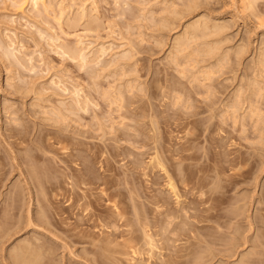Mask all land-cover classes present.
Wrapping results in <instances>:
<instances>
[{
    "label": "rangeland",
    "instance_id": "374dc122",
    "mask_svg": "<svg viewBox=\"0 0 264 264\" xmlns=\"http://www.w3.org/2000/svg\"><path fill=\"white\" fill-rule=\"evenodd\" d=\"M238 1L0 0V175H4L0 182V200L3 194L11 190H22L20 192H24L26 206L28 203L32 204L31 198H28L30 195L26 192L28 185L24 182L25 169L22 168L21 171L17 165L18 156L24 152L20 149L24 150L29 139L48 134L50 138L47 136L48 140L46 137L44 139L50 151L40 146L37 153L44 154V161H37V164L46 167L52 183L59 186L45 198L50 200V210L61 214L60 217L67 225L73 226L78 220L82 224L81 219H85V215L91 211L102 218L119 211L118 214L121 213L125 216L123 218L131 221L129 229L135 230L134 234L139 235V227L134 220L135 214L139 212V217L146 218L145 222L149 220L146 222L147 229L153 236L156 235L155 241L159 245V242L166 241L165 246H162L163 243L160 246L167 248L169 245L172 248L167 249L171 252L173 246L180 247L185 245V241H190V245H201L199 254L196 245L194 248L197 252L195 255L200 256H196L198 261L203 260L202 264H238L240 261L244 264L248 260L247 264L254 260L264 263V243H261L264 239L258 238L259 235H264V0L256 1L248 11L244 8L243 11ZM77 50H81L86 56L85 65L77 58L74 61L70 58L71 53ZM28 59H31L30 63ZM85 99L88 102L87 111L78 110L80 104L76 101L82 103ZM118 105L124 110L116 114L119 111ZM73 108L75 109L70 110ZM125 109L128 111L125 112ZM119 113H125L123 120L127 121L121 120ZM11 126L24 133L27 144L19 142L16 137L8 138L10 133H7V128ZM150 130L156 134L155 137ZM118 132H124L127 136ZM115 134L123 137H114ZM60 135L64 136L61 137L63 141L70 140L74 143H59ZM151 136L165 149V153L166 150L175 153L186 144V138L193 139L189 143L191 150L185 153L190 160L176 163L175 167L180 170L185 165H190L191 168L195 167L192 168L193 171L201 170L197 172L199 176L206 177L210 174L212 177L215 175L214 168L222 169L217 180L212 179L213 184L210 185L217 187L225 196L222 200L212 202L221 213L220 220L217 219L219 223L214 220L195 223L198 220L190 217L194 214L193 210L191 215L190 211L187 212L189 216L181 213L188 222L185 223L187 228H191L189 222H193L194 228H204L203 234L197 233L201 229L197 231L195 228L197 232L193 233L195 230L191 228V231H186L187 235L184 233L181 236L178 233L180 237L177 238V232L175 236L174 232L168 231L171 226L166 229L162 223L165 218L161 215L158 218H164L161 222L165 227L163 234V229L158 230L161 224L157 226L152 222L158 212L154 210L153 203L151 205L149 202L152 196L164 197L163 206L167 208L162 206L160 211L172 210L176 208V204L173 196L165 189V180L160 172L144 169L146 175H142V168L149 159L148 155L152 153L149 148L154 145L148 139ZM141 140L146 143L144 149H140V144H137ZM6 141L21 144L17 146L18 149L14 147L16 150L8 147ZM156 142L155 146L158 148ZM161 146L158 149L163 151ZM70 150L73 151V157L68 159L66 153ZM169 152L166 154L171 157ZM113 157L115 158L112 159ZM176 157L174 155L171 158L175 161ZM62 159L70 161L68 164L72 171L65 169ZM136 160L141 162V166L139 162L135 166L136 169L137 166L139 168L137 171L132 167V163H137ZM83 167L88 172L91 170L95 179L89 182L85 180L86 182H82L84 185L80 184V189L90 194V198L77 202L76 196H80L82 192L71 187L74 182L66 174ZM102 181L110 182H105L109 190L101 195L100 192L105 188ZM180 185L177 187L178 194L182 196L179 200L187 202L189 194L184 195V186ZM116 193L118 195L112 196ZM84 202L90 205L86 212L83 210ZM77 204L82 206L78 207ZM194 206L202 208L199 204ZM33 209L35 212V207ZM13 213L7 216V223L11 224L8 227L11 229L18 221L24 223L23 214L26 211ZM179 219L180 216L176 220ZM182 220H179L180 223L184 222ZM185 224L183 227H186ZM115 225L105 222L106 227L101 226L99 230L80 225L78 229L85 233L82 239L68 238L52 226H48L52 231L46 230V233L42 227H23L19 232H7L9 236L6 231L0 230L4 233L0 235V264H5L10 250L21 240L32 239L33 236L47 241L54 251L51 256L53 261L50 263L51 260H43L44 264H97L95 255L84 251L90 249L85 241L93 235V238L104 234L107 236L114 229L122 231L124 235L126 228L118 229ZM62 228L65 227L62 225ZM165 229L169 232L166 234L171 241L166 240ZM118 232H115L117 236ZM205 233L219 239L210 243L209 238L206 240L205 237H209V234ZM196 234L200 242L190 239ZM119 239L117 242L122 244L126 237L123 241ZM167 249L162 251L164 256L169 254ZM141 256H136L135 260L143 263L147 257ZM118 258L120 264H128L125 263L128 258Z\"/></svg>",
    "mask_w": 264,
    "mask_h": 264
},
{
    "label": "bare ground",
    "instance_id": "6f19581e",
    "mask_svg": "<svg viewBox=\"0 0 264 264\" xmlns=\"http://www.w3.org/2000/svg\"><path fill=\"white\" fill-rule=\"evenodd\" d=\"M256 1H258V0H239L238 1V3H239V5L242 7V10H243V8L245 9V11H248V10H251V8H253L254 7V4L256 3ZM189 5V4H188ZM168 7V6H167ZM197 7V6H196ZM50 8V7H49ZM169 8V7H168ZM173 8V7H172ZM47 9V8H46ZM52 9V8H51ZM185 9V8H184ZM190 9V8H189ZM172 10V9H171ZM44 11H47V10H44ZM170 11V10H169ZM244 11V10H243ZM165 12H166V10H165ZM179 12V11H178ZM188 12V11H187ZM181 13V12H180ZM248 13V12H247ZM174 14V13H173ZM176 14V13H175ZM82 15H84V14H82ZM87 17V16H86ZM82 18H85V17H82ZM87 20V19H86ZM169 21V20H168ZM167 21V22H168ZM165 22V21H164ZM159 23H162V22H159ZM207 23V22H206ZM196 24V23H195ZM201 24V23H200ZM194 25V24H193ZM197 25V24H196ZM205 24H203V26H204ZM210 25V24H209ZM202 26V25H201ZM163 27V26H162ZM186 27V26H185ZM197 27V26H196ZM192 28V27H191ZM204 29H206L205 27H204ZM223 29V28H222ZM221 29V30H222ZM202 30V29H201ZM189 31H190V29H189ZM194 31H195V29H194ZM197 31V30H196ZM203 31V30H202ZM202 31H200V32H202ZM183 32V31H182ZM187 32V31H186ZM191 32V31H190ZM199 32V31H198ZM216 32V31H215ZM223 33V32H222ZM218 34V33H217ZM205 36V35H204ZM182 37V36H181ZM188 37V36H187ZM190 37V36H189ZM193 37V36H192ZM54 38V37H53ZM218 38V37H217ZM51 39V38H50ZM49 39V40H50ZM176 39H178V38H176ZM221 40V39H220ZM225 40V39H224ZM178 41H179V39H178ZM181 41L183 42V40L181 39ZM10 42V41H9ZM156 42V41H155ZM182 42H181V44H182ZM79 43V42H78ZM77 43V44H78ZM180 43V42H179ZM184 43V42H183ZM188 43V42H187ZM129 44V43H128ZM135 44V43H134ZM176 44V43H175ZM211 44V43H210ZM1 45V44H0ZM178 45V44H177ZM208 45V44H207ZM7 46V45H6ZM76 46H78V45H76ZM132 46V45H131ZM179 46H180V44H179ZM204 46V45H203ZM134 47V46H133ZM176 47V46H175ZM182 47V46H181ZM1 48V47H0ZM12 48V47H11ZM10 48V49H11ZM69 48V47H68ZM73 48H75V47H73ZM179 48V47H178ZM15 49V48H14ZM102 49V48H101ZM181 49V48H180ZM198 49V48H197ZM5 50V49H4ZM9 50V49H8ZM13 50V49H12ZM75 50V49H74ZM133 50V49H132ZM179 50V49H178ZM14 51V50H13ZM66 51H69V50H66ZM70 51H72V50H70ZM81 51V50H80ZM79 50H77L76 52H73V53H71V52H68V53H71V56H70V58L72 57V60L73 59H78V60H80L79 62L82 64H84L85 65V62H86V56L84 55V54H82V51L80 52ZM204 51V50H203ZM6 52H7V50H6ZM9 52V51H8ZM17 52V51H16ZM62 52H63V50H62ZM101 52V51H100ZM105 52V51H104ZM179 52V51H178ZM14 53V52H13ZM18 53V52H17ZM84 53V52H83ZM97 53V52H96ZM180 53V52H179ZM208 53V52H207ZM243 53V52H242ZM66 54V53H65ZM176 54V53H175ZM182 54V53H181ZM180 54V55H181ZM7 55H8V53H7ZM6 55V56H7ZM14 55V54H13ZM12 55V56H13ZM70 55V54H69ZM95 55V54H94ZM123 55V54H122ZM178 55V54H177ZM15 56V55H14ZM68 56V55H67ZM88 56V55H87ZM100 56H101V54H100ZM121 56V55H120ZM129 56V55H128ZM168 56V55H167ZM171 56V55H170ZM223 56V55H222ZM262 56V55H261ZM9 57H10V55H9ZM24 57V56H23ZM22 57V58H23ZM94 57V56H93ZM174 57V56H173ZM176 57V56H175ZM238 57V56H237ZM4 58V57H3ZM10 58H12V57H10ZM180 58V57H179ZM12 59H15V58H12ZM167 59V58H166ZM174 59V58H173ZM16 60V59H15ZM29 60V63H30V60L31 59H28ZM27 60V61H28ZM74 61V60H73ZM100 61V60H99ZM175 61H177V60H175ZM15 62V61H14ZM17 63V62H16ZM79 63V64H80ZM92 63V62H91ZM96 63V62H95ZM118 63H120V62H118ZM87 64V63H86ZM126 65V64H125ZM169 65V64H168ZM175 65H176V63H175ZM81 66H83V65H80V67ZM172 66V65H171ZM87 67V66H86ZM126 67V66H125ZM180 67V66H179ZM22 68V67H21ZM83 68V67H82ZM81 68V69H82ZM119 68V67H118ZM191 68H192V66H191ZM190 68V69H191ZM86 69V68H85ZM134 69V68H133ZM17 70V69H16ZM83 70V69H82ZM132 70V69H131ZM193 70V69H192ZM192 70H191V72H192ZM207 70V69H206ZM210 70V69H209ZM185 72V71H184ZM209 72V71H208ZM180 74V73H179ZM183 74V73H182ZM205 74V73H204ZM208 74V73H207ZM210 74V73H209ZM185 75V74H184ZM190 75V74H189ZM196 75V74H195ZM199 75V74H198ZM206 75V74H205ZM213 75V74H212ZM201 76V75H200ZM211 76V75H210ZM195 78V77H194ZM201 78V77H200ZM208 78V77H207ZM211 78V77H210ZM14 79V78H13ZM133 79V78H132ZM191 80V79H190ZM254 80V79H253ZM20 82V81H19ZM52 82V81H51ZM189 82V81H188ZM206 82V81H205ZM208 82H209V80H208ZM133 83V82H132ZM165 83V82H164ZM198 83H200V82H198ZM203 84V83H202ZM210 84V83H209ZM53 85V84H52ZM139 85V84H138ZM157 85V84H156ZM188 85V84H187ZM195 85H196V83H195ZM147 86V85H146ZM206 86V85H205ZM255 86V85H254ZM52 87V86H51ZM110 87V86H109ZM108 87V88H109ZM112 87V86H111ZM136 87V86H135ZM207 87V86H206ZM257 87V86H256ZM58 88V87H57ZM208 89H209V87H207ZM213 88V87H212ZM260 89V88H259ZM22 90V89H21ZM26 90V89H25ZM113 90V89H112ZM123 90V89H122ZM138 90V89H137ZM141 90V89H140ZM18 91V90H17ZM27 91V90H26ZM79 91V90H78ZM81 91V90H80ZM44 92V91H43ZM256 92V91H255ZM107 93V92H106ZM105 93V94H106ZM120 93V92H119ZM119 93H117V94H119ZM169 93V92H168ZM73 94H74V92H73ZM77 94H79V92L77 93ZM105 94H103V95H105ZM164 94V93H163ZM208 94V93H207ZM259 94V93H258ZM22 95V94H21ZM74 95H76V94H74ZM103 95H102V97H103ZM110 95V94H109ZM141 95H143V93L141 94ZM50 96V95H49ZM108 95L106 94V97H107ZM121 96V95H120ZM78 96H75V98H77ZM106 97H104V98H106ZM110 97V96H109ZM119 97V96H118ZM185 97V96H184ZM203 97V96H202ZM236 97V96H235ZM74 98V99H75ZM82 98V97H81ZM86 98V97H85ZM108 98V97H107ZM117 98V97H116ZM121 98H123V97H121ZM120 98V99H121ZM178 98V97H177ZM109 99V98H108ZM153 99V98H152ZM37 100H38V98H37ZM40 100V99H39ZM109 100H111V99H109ZM113 100V99H112ZM118 101V100H117ZM169 101V100H168ZM176 101H178V100H176ZM78 104H80V106H79V109L78 110H83V111H87V109H86V107L88 106L87 104H88V102L86 101V99H85V101H82V103L80 102V101H76ZM113 102V101H112ZM112 102L110 103V104H112ZM164 102V101H163ZM35 103V102H34ZM114 104L116 103V101H114L113 102ZM121 103V102H120ZM140 103V102H139ZM142 103V102H141ZM148 103V102H147ZM82 104V105H81ZM113 104V105H114ZM149 104V103H148ZM175 104V103H174ZM75 105H76V107H77V104L75 103ZM121 105V104H120ZM120 105H118L119 107H118V109L117 110H119V111H117L116 112V114L118 113V112H120V111H123L124 109H122V107L120 106ZM127 105V104H126ZM129 105V104H128ZM131 105V104H130ZM135 105V104H134ZM33 106H36V105H33ZM32 106V107H33ZM68 106V105H67ZM71 106H72V104H71ZM70 106V107H71ZM116 106V105H115ZM229 106V105H228ZM74 107V106H73ZM38 108V107H37ZM40 108V107H39ZM62 108H64L63 107V105H62ZM112 108V107H111ZM160 108V107H159ZM183 108V107H182ZM251 108V107H250ZM4 109H6V108H4ZM59 109H61V108H59ZM75 108H73V109H70V110H74ZM77 109V108H76ZM122 109V110H121ZM239 109V108H238ZM58 110V109H57ZM56 110V111H57ZM70 110H68V112L70 111ZM111 110V109H110ZM110 110H109V112H110ZM133 110H135V109H133ZM223 110V109H222ZM255 110V109H254ZM253 110V111H254ZM60 110H58V113H61V112H59ZM126 111H128V110H126L125 109V112ZM237 111V110H236ZM44 112V111H43ZM78 112V111H77ZM132 112V111H131ZM131 112L129 113V114H131ZM244 112V111H243ZM256 112V111H255ZM5 113V112H4ZM111 113V112H110ZM113 113V112H112ZM134 113V112H133ZM221 113V112H220ZM231 113V112H230ZM247 113V112H246ZM153 114V113H152ZM213 114V113H212ZM227 114V113H226ZM50 115V114H49ZM52 115V114H51ZM119 115L120 116H122L121 117V120H123L124 119V117L126 116L125 115V113H122V114H120L119 113ZM124 115V116H123ZM132 115V114H131ZM134 115V114H133ZM225 115V114H224ZM253 115V114H252ZM251 115V116H252ZM63 116V115H62ZM76 116V115H75ZM227 116V115H226ZM14 117V116H13ZM59 117V116H58ZM7 118V117H6ZM18 118H20V117H18ZM51 119V118H50ZM53 119V118H52ZM55 119V118H54ZM60 119V118H59ZM147 119V118H146ZM58 120V119H57ZM101 120V119H100ZM107 120V119H106ZM120 120V121H121ZM223 120H225V119H223ZM234 120V119H233ZM19 121V120H18ZM110 121V120H109ZM123 121H127V120H123ZM243 121H244V119H243ZM16 122V121H15ZM56 122V121H55ZM60 122V121H59ZM103 122V121H102ZM117 122V121H116ZM122 122V121H121ZM12 123V122H11ZM119 123V125H120V122H118ZM117 123V124H118ZM150 123V122H149ZM223 123V122H222ZM232 123V122H231ZM234 123V122H233ZM232 123V124H233ZM17 124V123H16ZM54 124V123H53ZM101 124V123H100ZM151 124H153L152 122H151ZM14 125V124H13ZM116 125V124H115ZM118 125V126H119ZM122 125V124H121ZM131 125V124H130ZM150 125V124H149ZM124 126V125H123ZM240 126H242V125H240ZM125 127V126H124ZM168 127V126H167ZM262 127V126H261ZM111 128H112V126H111ZM110 128V129H111ZM122 128V127H121ZM152 128V127H151ZM189 128V127H188ZM242 128V127H241ZM103 129V128H102ZM123 130V129H122ZM131 130V129H130ZM188 130V129H187ZM220 130V129H219ZM72 131V130H71ZM116 131V130H115ZM115 131H114V133H115ZM151 131V133H152V130H150ZM183 131V130H182ZM24 132V131H23ZM113 132V131H112ZM139 132V131H138ZM7 133H10V135L8 136V138H12V137H16L17 138V140H19V142H23V143H25V141H27L26 140V138L24 137L25 135H23L24 133H22V131L20 130V129H18V128H16L15 126H11V127H9V128H7ZM78 133V132H77ZM117 133V132H116ZM119 133H123L124 134V136L126 135L127 136V134H125L124 132H118V134ZM185 133V132H184ZM59 134H61V133H59ZM101 134V133H100ZM134 134V133H133ZM189 134V133H188ZM261 134V133H260ZM121 135V134H120ZM137 135V134H136ZM152 135L154 136V135H156V134H153L152 133ZM193 135V134H192ZM47 136H48V134H46L45 136H39V137H33L34 139H29L28 141V145H24L25 147H23L24 148V150L23 149H20V150H22V154L20 155L19 154V156H18V158H19V161H17L18 162V167L21 169V171H23L22 170V168H24L25 169V171H24V182H26V184L28 185V187H27V193H28V195H30V196H28V198H31V200H32V204H30L31 206H32V209L35 207V212H33L34 211V209H33V211H32V209L30 208L31 206L29 205V203H28V205L26 206V204H25V202H24V199H23V193L22 192H20V191H22V190H13V192H12V190L9 192V193H6L5 195L3 194V196H2V199L0 200V230H2V231H6V233L7 232H9V231H12L13 230V232L16 230V231H18L19 232V230H21V229H24L23 227H30V226H38V227H42L43 228V230H44V233H46L45 231L47 230V232H50V231H52V230H50L49 228H48V226H52V227H54V228H56V229H59L60 231H61V233L62 234H65V236L66 237H68V238H79V239H82L83 238V235L85 234V233H83V231H81V230H79L78 228L79 227H81L80 225H86V226H88V227H90V228H92L93 230H99L100 229V227L101 228H105L106 226H105V222H107V223H112V225L114 224H118V225H115V228H120V227H123V228H126V230L124 231V235H123V233H122V231L121 232H118V231H116L117 229H114V232H112L111 234H108L107 232V236H106V234H104V235H102L101 237H95V238H93L95 235H93V237L91 238V239H89V240H87V241H85V243H87L89 246H90V249L89 250H84L85 252H88V253H92L93 255H95L96 256V259H95V256H94V260H95V262H97V264H109V263H116V264H120V262H119V258L118 257H120V258H122V257H125V259L126 258H128V259H126L127 261H125V263H127L128 262V264H202V262H203V260H202V262L199 260L198 261V259H197V255L199 254V251H198V249H201L200 247H201V245H198L197 246V244L198 243H196V241H195V245L197 246H195V245H193L194 243H192L191 245L190 244H188V242L190 243V241H185L186 243H185V245H181L180 247L179 246H176V248H175V246H173L174 247V249H173V251L171 252V248L169 247V245H167L166 243V245L170 248L169 250L166 248V247H162V246H165L164 245V242H166V241H164L163 239H161L162 241H164V242H159V243H161L160 245H162V243H163V245L162 246H160L159 244H158V241H155V239H154V236H156L155 234H154V236L152 235V233H150L149 231H148V225H147V223L146 222H148L147 220H146V222H145V220L144 219H146V218H141V217H139L140 216V214H139V212H138V214H135V216H134V214H133V216H134V220L136 221L135 223L136 224H138V226L137 227H139L138 228V230H139V235H136V234H134V233H136L135 232V230L133 231V230H130L129 229V226H130V223H131V221L129 220V219H125V218H123V217H125V216H123V215H121V213L120 214H118L119 213V211H118V213L117 212H115V213H112V214H110L109 216H107V217H101L100 215H97V214H95L94 212L93 213H91L90 211V213H88L87 215H85V219H81V222H82V224H79L78 222H79V220H78V222L77 223H75V224H73V226H70V224H66V222H64L63 221V218L62 217H60V215L61 214H59L57 211H55V209H54V211L55 212H53L52 210H50V208H52V207H49V198L47 199V198H45V196L47 195V194H49V193H54L55 192V190L56 189H58V185H55V184H53L52 182H53V180H51L49 177H48V173H49V171H48V169L46 168V167H43V166H40V165H38L37 164V161H44V159H43V157H44V154L43 153H41L42 155H38V151H40V149H39V147L40 146H42L44 149H46V150H48V151H50L49 150V147H48V145L46 144V139L48 140V138H47ZM109 136V135H108ZM114 136V135H113ZM44 137H46V139H44ZM49 137V136H48ZM61 137H64V136H61L60 135V137H58V142L59 143H61L63 140L61 139ZM67 137V136H66ZM114 137H119L118 135H116L115 134V136ZM123 137V136H122ZM121 136L119 137V138H122ZM155 137V136H154ZM50 138V137H49ZM63 139H65V138H63ZM113 140L115 139V138H112ZM117 139V138H116ZM148 139H150L151 140V144H154V145H152V147H150L149 148V151H152V153L151 154H147L148 156H149V159H148V161H147V163H145L144 165H145V167L144 168H142L143 169V171H142V175L144 176V175H146V173L144 172V169H146V171L148 170V171H150V172H153L154 170H156V171H158V172H160L161 173V175H163V177H164V180H165V184H164V186H165V189H167V191L173 196V198H174V200H175V206H176V208H173L172 210H169V209H164V211H160L159 209H162L164 206V204H165V202H164V197L162 198V196L161 195H159V196H152V200L150 201L149 200V202L151 203H153V205H152V203H151V205L152 206H154V210H157L158 212L156 213V215H155V218L153 217L152 218V222L154 223V224H161L160 226H161V228H159V227H157V228H159L158 230H162L161 232H162V234H163V231H164V226H166V229H168V227H170L171 226V228L170 229H168V231H170V232H174L173 234L176 236V234H175V232H177V238H179L180 236H178V233H180V235L181 236H184V233L187 235L188 233L186 232V231H191L193 228H194V226H192L194 223L192 222V223H190L189 222V224H191L190 225V227L192 228H187V226L188 225H186L185 223H188L187 221H185L184 220V216L181 214V213H183L184 215L187 213V212H189L190 213V215H191V210H193V212H194V214H192L190 217H192V218H194V219H192V220H195V219H197L198 221L197 222H195V223H199L200 224V222L202 223V222H204V223H206V222H209V220H214L216 223H217V221H218V223H219V218L221 217V213H219V209L218 208H216V206L215 205H213L212 204V202H215V201H218V200H222L223 199V197H225L224 196V194H222L223 192H219L218 190H217V187H212V186H210L211 184H213L212 183V179H215L216 178V180H217V178H218V176L222 173V169L221 168H214V170H215V175L214 176H210V174L209 175H207L206 177H203V176H199L198 174H197V172H201V170H199V171H197L196 172V170H192V168H194L195 169V167H193L192 166V168H191V166L190 165H185L184 166V168L182 167V170H180L179 168H176L175 166H176V163H178V164H180L181 162H183V161H188V160H190V157H189V155L188 154H185V153H187L188 151H190L191 150V145H189V143H190V141L192 142L193 141V139L192 138H186L185 139V142L184 143H186V144H188V145H186V144H184L183 146H181V147H179L178 149H179V151H177V152H175V153H173L172 151L171 152H169V151H167L166 150V153L167 152H169L172 156L171 157H173L174 155L175 156H177L175 159L177 160V162H175L174 161V159L173 158H171V157H168V155L165 153V149H163V147L161 146V145H159L155 140H154V138L151 136V138H149L148 137ZM204 139V138H203ZM50 140H52V139H50ZM103 140V139H102ZM149 140V141H150ZM61 141V142H60ZM65 141H67L68 142V140H64L63 142H65ZM140 141V140H139ZM142 141V140H141ZM3 142V141H2ZM58 142H56L57 144H59ZM69 142H70V140H69ZM68 142V143H69ZM155 142L157 143L156 145L158 146V148L161 146L162 147V149H163V151H160L156 146H155ZM22 143V144H23ZM71 144L72 143H74V142H70ZM137 143V142H136ZM5 144V143H4ZM6 144L8 145V147L10 146L12 149L14 148V147H16L17 148V146L19 147V145L21 144H17L16 142H14V143H12V142H8V141H6ZM25 144H27V143H25ZM70 144V145H71ZM137 144H140V149H144L143 147H145L146 146V143H144V141H142V142H139V143H137ZM150 144V145H151ZM62 145H64V144H62ZM75 145V144H74ZM28 146V149L26 148ZM88 146V145H87ZM180 146V145H179ZM6 147V146H5ZM69 147V146H68ZM16 148H14V149H16ZM41 148V147H40ZM42 148V149H43ZM63 148V147H62ZM66 147H64V149H65ZM18 149V148H17ZM16 149V150H17ZM43 149V150H44ZM63 149V150H64ZM68 149V148H67ZM73 149V148H72ZM161 149V150H162ZM172 149V148H171ZM3 150H6V148L5 149H3ZM8 150H10V149H8ZM66 150V149H65ZM76 150V149H75ZM78 150V149H77ZM176 150V149H175ZM104 151V150H103ZM19 152V151H18ZM21 152V151H20ZM43 152V151H42ZM65 152V151H64ZM144 152V151H143ZM143 152H142V154H143ZM1 153V152H0ZM66 153V152H65ZM115 153H117V151H115ZM114 153V154H115ZM146 153V152H145ZM168 153V154H169ZM6 154V153H5ZM113 154V155H114ZM118 154V153H117ZM117 154H115V157L117 156L118 157V155ZM140 154H141V152H140ZM164 154H166V155H163ZM204 154V153H203ZM141 156V155H140ZM66 157L68 158V159H71L72 157H73V151L72 150H70V152L69 153H66ZM103 157V156H102ZM112 157V156H111ZM115 157H113L112 159H114ZM54 158V157H53ZM68 159H62L61 161L64 163H62L63 165H65V169L67 168L68 170H70V171H72V168L70 167V165L68 164V163H70V161L68 160ZM165 159H166V161H165ZM74 160V159H73ZM137 161V160H136ZM136 161H134V162H136ZM138 162L139 161H137V163L135 164V163H132L134 166H132L133 168L138 164ZM169 163V164H168ZM141 164V162H139V166H141L140 165ZM108 165V164H107ZM16 166V165H15ZM173 166H174V168H173ZM216 167V166H215ZM17 168V167H16ZM109 168V167H108ZM123 168V167H122ZM19 169V170H20ZM134 169H136V167L134 168ZM134 169H133V171H134ZM137 169H139L138 168V166H137ZM137 169H136V171H137ZM90 170V169H89ZM109 170V169H108ZM113 170V169H112ZM126 170V169H125ZM1 171V170H0ZM132 171V170H131ZM135 172V171H134ZM149 172V173H150ZM21 173V172H20ZM70 173V172H69ZM66 174V176L68 177V178H70L72 181L71 182H74V184L73 185H71V187H73V188H77V189H79L78 191H80L81 189H80V184H82V185H84V183H82V182H86L85 180H87V182H89V181H92L93 179H95V178H93V175H92V173H91V170H90V172H88V170L86 169V168H81V169H79V170H75L74 171V173L72 172V173H70V174ZM89 173H91V174H89ZM124 173V172H123ZM132 174H133V172H131ZM64 174V173H63ZM62 174V175H63ZM22 175V174H21ZM65 175V174H64ZM120 175V174H119ZM123 176H125V175H123ZM128 176V175H127ZM127 176H126V181H127ZM130 176H132L131 174H130ZM15 177V176H14ZM3 178H4V175H0V182H2L3 181ZM8 178V177H7ZM111 178V177H110ZM128 178H129V176H128ZM21 179V178H20ZM106 179H108V178H106ZM116 179V178H115ZM125 180V179H124ZM215 180V181H216ZM214 181V180H213ZM218 181H220V180H218ZM226 181V180H225ZM70 182V181H69ZM103 183V185L105 186V188L100 192L101 193V195H102V193L104 194V192H106L107 190H109V188H106L107 187V183H105V182H110V181H102ZM58 183V182H57ZM181 184V185H180ZM184 186L183 188H184V192H183V194L184 195H186V194H189V197H187L186 199H188L187 200V202H185V201H180L179 200V198H180V196L181 195H179L178 193V191H177V187L178 186ZM155 186V185H154ZM7 188V187H6ZM90 188V187H89ZM16 189H18V188H16ZM22 189V188H21ZM25 190V189H24ZM23 190V191H24ZM225 190V189H224ZM78 191L76 192V193H78ZM88 191V190H87ZM80 192H82V194L79 196V195H77L76 197H77V202H80L81 200H83V199H88V198H90V194H88V193H85V191H84V189H83V191L81 190ZM2 194V193H1ZM45 194V195H44ZM74 195H75V193H74ZM116 195H118L117 193L116 194H113L112 196H116ZM134 195V194H133ZM168 195V194H167ZM110 196H111V194H110ZM111 196V197H112ZM161 196V197H160ZM50 197H52V195L50 196ZM95 197V196H94ZM137 197V196H136ZM155 197V198H154ZM171 197V196H170ZM182 197V196H181ZM186 197V196H185ZM184 197V198H185ZM192 197V198H191ZM109 198V197H108ZM146 198V197H145ZM92 199V198H91ZM149 199H151V196H150V198ZM98 201V200H97ZM167 201V200H166ZM180 201V202H179ZM197 201V202H196ZM224 201H226V200H224ZM29 202H30V199H29ZM88 202V201H87ZM132 202V201H131ZM195 202V204L196 205H198L199 204V206L201 207L202 206V208H199L198 206H196V207H198L199 209H196V207L194 206L193 207V205H195V204H193ZM222 202V201H221ZM27 203V202H26ZM85 204H83L84 205V209L83 210H85V212H86V210H87V207L88 206H90L89 205V203H86V202H84ZM149 203V204H150ZM95 204V203H94ZM239 205V204H238ZM26 206V207H25ZM30 206V207H29ZM77 206L78 207H80V206H82V204L79 206V204H77ZM163 206V207H162ZM170 206V205H169ZM162 207V208H161ZM115 208V207H114ZM114 208H112V209H114ZM164 208H167L166 206L164 207ZM116 209V208H115ZM18 212V213H20V212H22L23 211V213L26 211V213H24L23 214V216L25 215V219H24V223L23 222H21V221H18L15 225L13 224V229H11L10 227H8V225H11V224H9V223H7V220H9V219H7L8 217L7 216H9V214L10 213H12V214H14L13 212ZM32 211V212H31ZM135 211V210H134ZM136 212V211H135ZM134 212V213H135ZM182 215V217H181V215ZM189 213H187V215L189 216ZM22 214V213H21ZM151 214V213H150ZM158 214V215H157ZM238 214V213H237ZM153 215H154V213H153ZM162 216V217H164L165 218V220H164V218H162V220H164L165 222H162V220L160 219L159 220V216ZM187 215H185V216H187ZM223 215L224 214H222V217H223ZM226 215V214H225ZM23 216H21V217H23ZM143 216V215H142ZM146 216V215H145ZM157 216V217H156ZM180 216V218L181 219H179L180 221L182 220V221H184V222H181L180 223V221L179 220H176V219H178V217ZM227 216V215H226ZM225 217V216H224ZM223 217V218H224ZM238 217V216H237ZM248 217V216H247ZM18 219L20 218V217H17ZM141 220H140V219ZM188 218V217H187ZM80 219V218H79ZM167 219V220H166ZM171 221H170V220ZM189 219V218H188ZM217 219H219V220H217ZM21 220V219H20ZM23 220V219H22ZM142 220H144V221H142ZM169 220V221H168ZM177 221V223H175V222H172V221ZM138 221H139V223H138ZM150 221H151V219H150ZM178 221H179V223H178ZM250 221V220H249ZM11 222V221H10ZM117 222V223H116ZM119 222H120V225H119ZM152 222H149V223H152ZM164 224V226H163V224ZM248 222V221H247ZM99 223V224H98ZM217 223V224H218ZM60 224H62L65 228L63 229L62 228V225H60ZM172 224V225H171ZM174 224V225H173ZM180 224H181V227H180ZM186 225V227L184 226L183 227V225ZM249 224V223H248ZM253 224V223H252ZM156 225L154 226V227H156ZM196 225V224H195ZM107 226H108V224H107ZM133 226V225H132ZM158 226V225H157ZM252 226V225H251ZM12 227V226H11ZM83 227V226H82ZM112 227V226H111ZM114 227V226H113ZM131 227V226H130ZM163 227V228H162ZM16 228V229H15ZM34 228V227H33ZM36 228V227H35ZM90 228H88V229H90ZM129 230H128V229ZM182 228H187V229H189V230H187V229H182ZM195 228L197 229V231L199 230L200 231V229L197 227V226H195ZM194 228V232L193 233H195V232H197L196 231V229ZM219 228V227H218ZM8 229H11V230H8ZM82 229V228H81ZM165 229V230H166ZM204 228H202L201 229V231L200 232H197V233H201V234H203V232H202V230H203ZM83 230V229H82ZM111 230H113V228L111 229ZM151 230V229H150ZM217 230V229H216ZM101 231V230H100ZM167 230L165 231V237H166V240L167 241H169L171 238L169 237V235L167 236V234H169V232H168ZM1 232V231H0ZM23 232V231H22ZM41 232H42V230H41ZM109 232V231H108ZM115 232L117 233L118 232V236L115 234ZM138 232V231H137ZM156 232H158V231H156ZM3 232H1L0 233V235L2 234ZM5 233V234H6ZM16 233V232H15ZM53 233V232H52ZM102 233H103V231H102ZM167 233V234H166ZM172 233H170L171 234V236H172ZM190 233V232H189ZM4 234V233H3ZM49 234H51V233H49ZM206 235H208L207 233H205ZM205 234H204V236H205ZM7 235L9 236V233H7ZM6 235V236H7ZM158 235V234H157ZM191 235V234H190ZM3 236H5V235H3ZM52 236L53 237H55L54 236V234H52ZM86 236V235H85ZM92 236V235H91ZM124 236V237H123ZM192 236V235H191ZM202 236L204 239H205V237H206V240H207V238H209V239H211V238H213L214 236L212 235L211 236V234H209L208 236L209 237H207V236ZM230 236V235H229ZM258 236V235H257ZM260 237H258V238H261V239H264V238H262V237H264V235H259ZM2 237V236H1ZM41 237V236H40ZM88 237V236H87ZM125 238L126 237V239H125V241L122 243V244H120L119 242H117V239L118 238H120L119 240H121V241H123L122 239L123 238ZM161 237V236H160ZM164 237V236H163ZM162 237V238H163ZM167 237H168V239H167ZM173 237V236H172ZM194 237H196V239L194 238ZM200 237V236H199ZM3 238V237H2ZM9 238V237H8ZM13 238V237H12ZM57 238V237H56ZM4 239H5V237H4ZM3 239V240H4ZM190 239H194V240H197L198 238H197V234L194 236L193 235V237L191 238L190 237ZM203 239V240H204ZM208 239V242H214L213 240H216L217 241V239H219V238H213L212 240H209ZM230 239V238H229ZM188 240V239H187ZM198 240H200V239H198ZM197 240V242H200V241H198ZM1 241V240H0ZM82 241V240H81ZM160 241V240H159ZM171 241V240H170ZM262 241V240H261ZM62 242V241H61ZM84 242V241H83ZM173 242V241H172ZM176 241H174V243H175ZM205 242H207V241H205ZM207 242V243H208ZM170 243V242H169ZM245 243H246V241H245ZM261 243H264V241H262ZM179 244V243H178ZM200 244V243H199ZM203 244V243H202ZM1 245V244H0ZM5 245V244H4ZM64 245V244H63ZM173 245V244H172ZM175 245V244H174ZM193 245V248L191 247ZM228 245V244H227ZM194 246L197 248V252H198V254L197 255H195V253H197L196 251H195V248H194ZM86 247V246H85ZM178 247V248H177ZM199 247V248H198ZM164 249H167L168 251H169V254H165L166 256H164L163 254H162V251L164 250ZM2 250H3V248H2ZM1 250V252H3ZM68 250V249H67ZM167 250H165V251H167ZM5 251V250H4ZM67 252H70V251H67ZM171 252V253H170ZM53 253H54V251H53V249L48 245V243H47V241L45 242V241H42V239H40L39 237H37V236H33V238L31 239H25V240H21V242H19V244H17L15 247H14V249H12V251L10 250V252H9V254H8V257H7V261L5 262V264L7 263V264H44V262H43V260H51V256H53ZM70 254H71V252H70ZM204 254V253H203ZM3 255V254H2ZM141 255H144V256H146L147 258L144 260V262L143 263H141L140 261V263L138 262V261H136L135 260V257L137 256H141ZM256 255V254H255ZM243 256V255H242ZM166 257V258H165ZM243 257H246V256H243ZM251 257H252V254H251ZM141 258H142V256H141ZM196 258V259H195ZM198 258H200V256L198 255ZM249 258H250V255H249ZM241 259H242V257H241ZM240 259V260H241ZM245 259V258H244ZM246 259H248V258H246ZM245 259V260H246ZM250 259H253V258H250ZM3 260V259H2ZM87 260V259H86ZM93 260V261H94ZM122 260V259H121ZM53 260H51V261H49L50 263L52 262ZM124 261V260H123ZM242 261H244V260H242ZM250 260H248V262H249ZM256 261V262H255ZM47 262V261H46ZM241 262V261H240ZM240 262H238V264H240ZM247 262V261H246ZM245 262V263H246ZM247 262V263H248ZM253 262V261H252ZM252 262H250L249 264H255V263H257V264H264V263H261L260 261H258V260H254V262L252 263ZM260 262V263H259ZM244 263V264H245ZM246 263V264H247ZM46 264V263H45ZM49 264V263H48ZM88 264V263H87ZM241 264H243V262H241Z\"/></svg>",
    "mask_w": 264,
    "mask_h": 264
}]
</instances>
